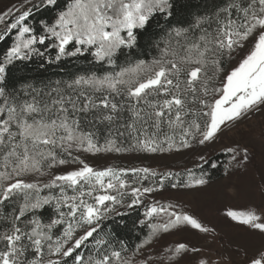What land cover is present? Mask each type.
<instances>
[{
	"label": "snow or ice",
	"instance_id": "6c2138e0",
	"mask_svg": "<svg viewBox=\"0 0 264 264\" xmlns=\"http://www.w3.org/2000/svg\"><path fill=\"white\" fill-rule=\"evenodd\" d=\"M145 36L151 59L139 58ZM0 42V264H172L199 252L185 243L163 257L148 249L181 227L215 231L153 198L204 186L203 174L187 169L185 182L150 167L98 169L81 154L190 149L264 111V0H19L0 11ZM34 57L37 68L66 58L87 66L36 87L17 75ZM226 150L238 165L250 160L246 146ZM137 207L148 231L130 248L112 224ZM225 216L259 234L261 246L242 251L246 264H264V212Z\"/></svg>",
	"mask_w": 264,
	"mask_h": 264
},
{
	"label": "rangeland",
	"instance_id": "374dc122",
	"mask_svg": "<svg viewBox=\"0 0 264 264\" xmlns=\"http://www.w3.org/2000/svg\"><path fill=\"white\" fill-rule=\"evenodd\" d=\"M13 4L19 6V0H0V11ZM245 53L246 49L234 56L227 70ZM242 146L249 149L250 160L238 165L237 161L241 159L238 156L223 177L193 189L176 190L168 187L153 197L174 202L194 214L205 226L215 229L203 233L190 226L180 228L153 244L149 252L153 257H160V252L166 254L165 250L177 243H185L189 249L195 247L199 252L182 254L172 264H197L199 259H206L209 264H246L247 257L242 250H247L251 255L261 246L259 234H251L237 226L225 213L229 208L264 212V111L250 112L239 122L225 127L214 141L199 145L195 156L199 160L200 156L207 158L220 150ZM87 162L98 169L104 167L100 163ZM164 166L166 170L172 168Z\"/></svg>",
	"mask_w": 264,
	"mask_h": 264
},
{
	"label": "trees",
	"instance_id": "16d2710c",
	"mask_svg": "<svg viewBox=\"0 0 264 264\" xmlns=\"http://www.w3.org/2000/svg\"><path fill=\"white\" fill-rule=\"evenodd\" d=\"M185 0H181V3H184ZM193 5L201 4L205 0H190ZM208 3H211L212 0H207ZM216 3H219L220 0H215ZM198 9L193 7L192 13L194 14ZM191 18V17H189ZM32 23L33 21H29ZM155 30V29H154ZM158 31V30H155ZM155 39V37H152ZM149 40L148 36H145L140 41L141 45V55L139 58L142 59H151L157 53L154 49H151L146 44V41ZM0 47H6L3 42H0ZM54 55V53H52ZM123 59V58H121ZM235 57L230 61L226 66V70L233 63ZM41 63L40 58L34 57L33 61L29 64V70H26L23 73H18L17 75H24L27 77L26 82H32L36 87H43L44 85L55 86V81L57 80H69L71 75L77 71L78 68L86 67L84 62H74L72 58H66L62 62L47 63L43 62V68H37ZM37 69V70H32ZM20 82H17V86ZM101 144H103V126H101ZM123 141V146H128V141L126 138H121ZM198 144H193L190 149H173L169 152L164 153H148L143 151H127V152H101L99 154H81V158L92 163H100L102 166H112L117 168H132V167H150L155 169L158 173H163L166 171L180 172L181 179L187 182L186 170L191 169L196 177L204 175V178L207 181H212L223 177L228 168H231L235 164L234 160L232 161V154L227 150H220L216 153H213L211 156L204 158V160L197 159L195 152L198 149ZM164 165L172 167L171 169L166 170ZM175 182V181H173ZM161 202H169V200H163L158 198ZM149 201H146V203ZM172 202V201H170ZM174 203V202H172ZM175 204V203H174ZM123 211V209H122ZM143 207L134 208L131 212H128L124 217L123 222L120 221L119 217L115 218L116 223L112 224V228L116 232L117 239L125 240L130 248L134 247L135 244L139 243V239L143 238L147 234V229L143 231L140 230L136 222L139 219L143 218ZM106 224L111 222H105ZM126 225V226H125ZM183 228V227H181ZM180 229V228H179ZM178 229V230H179ZM177 229L171 230L168 233H161L152 243L150 252L153 244L157 241H160L161 238L173 234ZM130 254V253H129ZM160 257L165 256L164 252H160ZM183 254V253H182ZM181 254V255H182ZM153 255V254H152ZM166 264L169 262L166 259Z\"/></svg>",
	"mask_w": 264,
	"mask_h": 264
}]
</instances>
